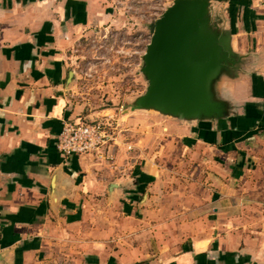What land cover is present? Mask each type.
<instances>
[{
	"label": "crops",
	"instance_id": "obj_1",
	"mask_svg": "<svg viewBox=\"0 0 264 264\" xmlns=\"http://www.w3.org/2000/svg\"><path fill=\"white\" fill-rule=\"evenodd\" d=\"M127 1L0 0V264H264V0H209L205 119L76 101L72 49ZM80 119L115 124L102 156L57 149Z\"/></svg>",
	"mask_w": 264,
	"mask_h": 264
},
{
	"label": "water",
	"instance_id": "obj_2",
	"mask_svg": "<svg viewBox=\"0 0 264 264\" xmlns=\"http://www.w3.org/2000/svg\"><path fill=\"white\" fill-rule=\"evenodd\" d=\"M209 0H173L155 19L141 71L148 84L131 106L182 119L219 118L213 82L232 61L229 36L209 17ZM72 75V71L70 72Z\"/></svg>",
	"mask_w": 264,
	"mask_h": 264
},
{
	"label": "rangeland",
	"instance_id": "obj_3",
	"mask_svg": "<svg viewBox=\"0 0 264 264\" xmlns=\"http://www.w3.org/2000/svg\"><path fill=\"white\" fill-rule=\"evenodd\" d=\"M172 1L128 0L121 9L123 20L96 27L72 49L73 95L87 112L100 108L132 110L148 84L141 67L153 19Z\"/></svg>",
	"mask_w": 264,
	"mask_h": 264
},
{
	"label": "built area",
	"instance_id": "obj_4",
	"mask_svg": "<svg viewBox=\"0 0 264 264\" xmlns=\"http://www.w3.org/2000/svg\"><path fill=\"white\" fill-rule=\"evenodd\" d=\"M115 127L108 119L66 120L57 135L56 147L63 155L95 154L102 156L107 145L115 137Z\"/></svg>",
	"mask_w": 264,
	"mask_h": 264
}]
</instances>
